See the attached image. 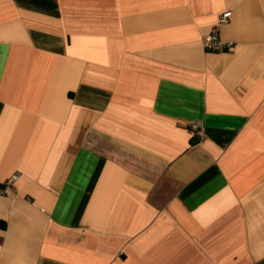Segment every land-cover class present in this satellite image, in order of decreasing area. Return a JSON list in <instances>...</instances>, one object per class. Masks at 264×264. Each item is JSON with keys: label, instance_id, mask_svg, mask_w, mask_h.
Wrapping results in <instances>:
<instances>
[{"label": "crops", "instance_id": "obj_1", "mask_svg": "<svg viewBox=\"0 0 264 264\" xmlns=\"http://www.w3.org/2000/svg\"><path fill=\"white\" fill-rule=\"evenodd\" d=\"M0 264H264V0H0Z\"/></svg>", "mask_w": 264, "mask_h": 264}, {"label": "built area", "instance_id": "obj_2", "mask_svg": "<svg viewBox=\"0 0 264 264\" xmlns=\"http://www.w3.org/2000/svg\"><path fill=\"white\" fill-rule=\"evenodd\" d=\"M231 16L232 10L223 11L218 18L217 25L228 23L230 21ZM217 25L204 38V47L208 50H219L230 44L222 41L219 38ZM189 129L192 139L200 140L203 137V131L198 122L190 123ZM18 176V173H14L8 179V182L13 183L18 178Z\"/></svg>", "mask_w": 264, "mask_h": 264}, {"label": "trees", "instance_id": "obj_3", "mask_svg": "<svg viewBox=\"0 0 264 264\" xmlns=\"http://www.w3.org/2000/svg\"><path fill=\"white\" fill-rule=\"evenodd\" d=\"M194 140V139H193ZM195 141V140H194Z\"/></svg>", "mask_w": 264, "mask_h": 264}]
</instances>
